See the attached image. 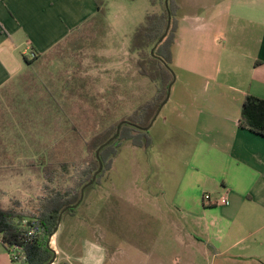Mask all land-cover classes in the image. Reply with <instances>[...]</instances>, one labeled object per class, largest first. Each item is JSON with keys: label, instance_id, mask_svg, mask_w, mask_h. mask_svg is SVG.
<instances>
[{"label": "crops", "instance_id": "crops-1", "mask_svg": "<svg viewBox=\"0 0 264 264\" xmlns=\"http://www.w3.org/2000/svg\"><path fill=\"white\" fill-rule=\"evenodd\" d=\"M176 1L175 82L152 126L161 116L160 156L175 184L171 214L150 191L148 167L132 162L129 174L142 184L126 182L122 196L106 197V215L138 230V244L127 247L134 264H264V137L240 126L246 97L264 98V0ZM98 11L95 0H0V186L49 157L51 132L76 125L77 104L88 100L81 84L96 82L99 57L112 70L125 63L108 25L112 47H91L87 76L66 78L63 51L86 43ZM123 84L109 105L128 100ZM43 126L47 134L36 136ZM88 244L78 263L106 264L104 247ZM0 264H16L1 241Z\"/></svg>", "mask_w": 264, "mask_h": 264}, {"label": "rangeland", "instance_id": "rangeland-1", "mask_svg": "<svg viewBox=\"0 0 264 264\" xmlns=\"http://www.w3.org/2000/svg\"><path fill=\"white\" fill-rule=\"evenodd\" d=\"M103 1L107 8L106 18L102 19L98 16L90 22L96 28L92 27L87 32L85 31L86 34L83 36H88L85 44L76 47L77 49L73 46V48L63 51L65 58H62V70L65 72L66 78L71 80L74 76H87L82 74L91 68V63L90 60L85 61L84 58L90 57L91 47L99 51H103L106 46L112 47L108 40L111 36L108 34V25L115 30L117 42L125 44L117 45V54L120 53L121 57L116 56V58L119 57L117 60L120 62L122 59H126L125 63L119 65L124 67L112 70L108 67L107 58L99 57V73L95 79L96 82H93L91 78L92 83L89 82L88 86L81 84L83 99L88 100L87 103L77 104L82 109H75L76 111L80 110V113L77 112L79 118L76 119V125L67 124L66 129L61 130L59 134L55 135L53 132L49 134L51 149L47 152L49 156L47 158L50 163L54 162L58 167L54 181L47 179L38 167L31 169L32 172L21 173L20 171L19 178L17 177L18 179L13 184H1L0 186V203L5 207L18 202L23 210L35 212L40 198L52 190L66 189L78 184L82 170L87 167V164L84 163L87 157L85 143L93 135L119 121L122 117L130 115L142 101L152 98L157 91L155 84L149 79L144 80L139 74L135 67L138 56L130 53L126 44L131 41L135 29L144 23L146 15L152 12L160 14L162 5L158 3L153 6L151 0ZM89 35L93 37V41L89 40L91 38ZM123 52H128V54L123 55ZM125 80L129 86L128 100H125L124 104L115 102L109 105L112 97H122V86L120 87V85ZM126 83L123 85L126 86ZM112 86L120 88L121 91L117 92L114 88L115 92L113 93ZM87 88L91 94L90 97L85 91ZM51 91L49 93L55 94L54 90ZM68 91L72 93L70 88ZM21 93L23 94V92ZM71 93L69 94L71 95ZM160 118L157 126L150 129L148 133L152 141V148L146 151L136 148L131 142L125 143L120 153L114 158L111 168L103 175L99 185L88 195L86 203L79 212L75 216L68 215L62 220L58 232L51 240V247L57 251L55 264H62L65 261L70 264H79L77 258L80 256L83 246L89 245L90 242L104 247V254L108 255L106 264H134L133 259H129L127 247L131 244H138V230H135L121 215L114 214L110 218L106 215L108 197L122 196L125 187H127L124 185L126 182L136 183L137 190L140 188L139 184H142L141 180L139 182L129 174L127 166L130 167L132 162L135 165H138L139 162L140 167H148L150 191L153 196L160 199L159 202H163L165 215L171 214L170 205L175 184H170L166 180L168 172L163 163L167 159L162 161L160 156L163 142L157 135L158 126L161 124ZM35 134L36 136L44 135L47 132L44 131L43 126V128L37 127ZM58 135L61 139L59 145L56 140ZM62 164H69L66 165L69 166V173L61 170ZM177 168L179 171L181 170L180 165ZM134 172L137 176L139 168H135ZM167 222L168 220L166 223L164 222L162 228L165 232L169 230L167 228L170 226ZM109 250L110 253H108Z\"/></svg>", "mask_w": 264, "mask_h": 264}, {"label": "trees", "instance_id": "trees-1", "mask_svg": "<svg viewBox=\"0 0 264 264\" xmlns=\"http://www.w3.org/2000/svg\"><path fill=\"white\" fill-rule=\"evenodd\" d=\"M95 1L99 8L98 16L105 19L107 8L104 1ZM166 1L151 0L153 6L160 3L162 11L160 14L152 12L146 15L144 23L135 29L129 46L130 53L138 56L135 67L139 74L157 86L155 95L142 101L130 115L122 117L93 135L85 143L87 157L84 163L87 167L82 170L78 184L66 189L52 190L40 198L35 212L23 210L18 202L9 207L0 203V241L10 254H16L17 258H12L14 263L48 264L55 256L48 242L55 233L61 213L67 209L63 214V220L66 216H75L79 212L86 203L88 195L99 185L103 175L111 168L114 158L120 153L125 143L131 142L132 145L146 151L152 148L149 131L143 128L151 124L167 97L170 84L175 81L172 65L173 47L177 41L179 5L176 0H168L167 4ZM169 14L171 15L170 30L152 55L151 51L166 32ZM36 58L37 54L33 60ZM119 125L122 126L118 137L103 147L97 158V150L116 135ZM240 126L264 137V98L253 95L246 97L242 107ZM101 163L102 170L98 173L95 182L85 189L84 199L78 205L82 189L92 181ZM66 165L69 164H62L61 170L69 173V166ZM30 167H38L51 181H54L55 174L58 172L55 163H50L46 157H39L31 162ZM76 205L78 206L74 208ZM62 264L70 263L65 261Z\"/></svg>", "mask_w": 264, "mask_h": 264}, {"label": "water", "instance_id": "water-1", "mask_svg": "<svg viewBox=\"0 0 264 264\" xmlns=\"http://www.w3.org/2000/svg\"><path fill=\"white\" fill-rule=\"evenodd\" d=\"M167 3H168V0L166 1V4H167ZM170 27H171V15L169 14V22H168V26H167L166 32H165V34L162 36V38H160V40L158 41L157 45H156V46L153 48V50L151 51V52H152V55H154V51H155L156 47L158 46V44H160V43L164 40V38L167 36V34H168L169 30H170ZM174 82H175V81H174ZM173 84H174V83L170 84V86H169V88H168V94H167V97H166V99L163 101V103L161 104V106H160V108H159V110H158L156 116L154 117L153 121L151 122V124H150L147 128H143V130H145V131H149V130L152 128V126L154 125V123H155L156 119L158 118V116L160 115L162 109H163L164 106L168 103V101H169V99H170V97H171ZM121 126H122V125H119V126H118V129H117V133H116V135H115L111 140H109L105 145L101 146V147L97 150V153H96L97 158H99V152H100V150H101L103 147H105L107 144H109L112 140H114L115 138L118 137V135H119V133H120ZM102 168H103V165H102V163H101V165H100V169H99V171L93 176L92 181H90V182H89L86 186H84V188L82 189L81 200H80V202L78 203V205H79V204L83 201V199H84V192H85V189H86L88 186L92 185V184L95 182V180H96V178H97V175H98V173L102 170ZM78 205L74 206V208L77 207ZM66 210H67V209H65V210L61 213V215H60V217H59V223H58V225H57V228H56V230H55L54 235L58 232V230H59V228H60V225H61V222H62V218H63V214L65 213ZM54 235H52V236L50 237V240H49V242H48V246H49V248H51V249L55 252V256H54V258H53L48 264H55L56 261H57V251L51 247V240H52V238H53Z\"/></svg>", "mask_w": 264, "mask_h": 264}, {"label": "built area", "instance_id": "built-area-1", "mask_svg": "<svg viewBox=\"0 0 264 264\" xmlns=\"http://www.w3.org/2000/svg\"><path fill=\"white\" fill-rule=\"evenodd\" d=\"M31 56H32V59H33V58H35L36 54L35 53H32ZM204 199H205V201H210L211 200V197H210V195L207 194V195H205V198ZM11 256H12V258L13 257L17 258V256H16L15 253L11 254Z\"/></svg>", "mask_w": 264, "mask_h": 264}]
</instances>
